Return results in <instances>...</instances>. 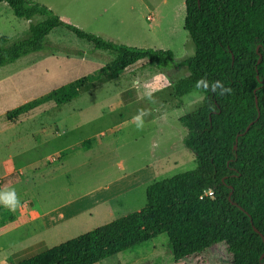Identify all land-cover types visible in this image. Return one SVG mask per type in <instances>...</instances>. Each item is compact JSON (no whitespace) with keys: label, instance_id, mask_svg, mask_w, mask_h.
<instances>
[{"label":"rangeland","instance_id":"374dc122","mask_svg":"<svg viewBox=\"0 0 264 264\" xmlns=\"http://www.w3.org/2000/svg\"><path fill=\"white\" fill-rule=\"evenodd\" d=\"M76 27L116 44L171 51L178 60L194 54L183 30L184 0H31ZM152 16V20H147ZM30 21L0 3V37L22 39ZM52 47L0 68V207L27 222L0 234V264H11L141 210L148 186L196 168L183 144L180 119L200 108L202 94L182 103L166 75L146 61L117 80L97 85L62 106L46 104L9 121L7 113L112 60L64 29L48 37ZM172 80L185 70L168 71ZM143 112V126L133 119ZM91 141L89 150L60 156ZM148 173V174H146ZM14 193L15 207L2 200ZM65 206V207H64ZM224 243L197 257L174 261L162 234L97 264H231Z\"/></svg>","mask_w":264,"mask_h":264},{"label":"trees","instance_id":"16d2710c","mask_svg":"<svg viewBox=\"0 0 264 264\" xmlns=\"http://www.w3.org/2000/svg\"><path fill=\"white\" fill-rule=\"evenodd\" d=\"M2 2L17 18L42 20L30 23L27 34L12 44L5 45L7 38L0 37V68L55 49L47 37L59 28L115 55L98 70L9 111L10 122L46 104L70 103L99 84L117 80L139 61L166 75L173 97L181 103L194 92L202 94L200 108L180 119L186 129L183 144L196 158L194 170L148 186L141 210L11 264H97L162 234L174 261L224 243L231 264H263L264 0H184L183 30L194 54L182 60L171 51L104 40L31 0ZM181 69L187 75L172 80L168 71ZM200 80L208 82V89H197ZM215 81L231 91L213 92ZM90 147L86 140L60 156ZM27 218L0 207V234Z\"/></svg>","mask_w":264,"mask_h":264},{"label":"clouds","instance_id":"9594fccd","mask_svg":"<svg viewBox=\"0 0 264 264\" xmlns=\"http://www.w3.org/2000/svg\"><path fill=\"white\" fill-rule=\"evenodd\" d=\"M197 89H200L203 87V89H208L209 84L205 80H200L196 84ZM217 89H219V95H224L225 93H229L231 89L225 87V85L221 81H215L211 84V90L215 92ZM144 115L143 112L136 115L133 119L136 121V127L139 129L143 126V120L142 116ZM2 202L9 207H15L16 200L14 193H8L3 197Z\"/></svg>","mask_w":264,"mask_h":264},{"label":"water","instance_id":"95a60500","mask_svg":"<svg viewBox=\"0 0 264 264\" xmlns=\"http://www.w3.org/2000/svg\"><path fill=\"white\" fill-rule=\"evenodd\" d=\"M258 78V77H257ZM250 126V125H249ZM249 126L245 129V132L248 130V128H249ZM240 210L241 211H243L241 208H240ZM244 212V211H243ZM247 214V213H246ZM258 234H259V232L257 231V230H255ZM262 240H263V243H264V239L262 238ZM263 264H264V262H263Z\"/></svg>","mask_w":264,"mask_h":264},{"label":"crops","instance_id":"0c3cea01","mask_svg":"<svg viewBox=\"0 0 264 264\" xmlns=\"http://www.w3.org/2000/svg\"><path fill=\"white\" fill-rule=\"evenodd\" d=\"M148 21L149 20H152V16L150 17V16H148L147 18H146ZM146 174H148V173H146ZM65 207V206H64Z\"/></svg>","mask_w":264,"mask_h":264},{"label":"built area","instance_id":"2783aa9c","mask_svg":"<svg viewBox=\"0 0 264 264\" xmlns=\"http://www.w3.org/2000/svg\"><path fill=\"white\" fill-rule=\"evenodd\" d=\"M207 194H208V195H210L211 193H210V192H208Z\"/></svg>","mask_w":264,"mask_h":264}]
</instances>
